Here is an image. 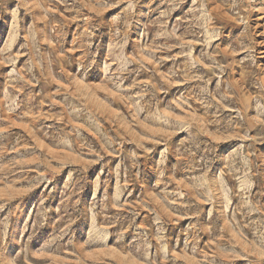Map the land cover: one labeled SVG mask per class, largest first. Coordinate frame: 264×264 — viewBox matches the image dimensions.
<instances>
[{
    "label": "rangeland",
    "instance_id": "obj_1",
    "mask_svg": "<svg viewBox=\"0 0 264 264\" xmlns=\"http://www.w3.org/2000/svg\"><path fill=\"white\" fill-rule=\"evenodd\" d=\"M0 264H264V0H0Z\"/></svg>",
    "mask_w": 264,
    "mask_h": 264
}]
</instances>
